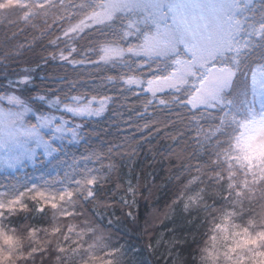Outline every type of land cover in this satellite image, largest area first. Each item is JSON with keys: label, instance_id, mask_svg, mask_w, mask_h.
<instances>
[{"label": "trees", "instance_id": "16d2710c", "mask_svg": "<svg viewBox=\"0 0 264 264\" xmlns=\"http://www.w3.org/2000/svg\"><path fill=\"white\" fill-rule=\"evenodd\" d=\"M105 3L0 0V105L20 96L25 125L60 114L72 131L43 133L48 156L0 170V230L16 241L5 264H206L226 211L254 240L252 252L264 248V156L238 165L228 154L236 114L246 118L255 106L264 31L238 52L221 99L192 107L186 84L149 92L128 83L170 76L173 57L130 51L152 26L137 10L88 21ZM238 18L244 32L264 25V0ZM117 48L124 52L110 53ZM74 98L105 107L88 117L59 111Z\"/></svg>", "mask_w": 264, "mask_h": 264}, {"label": "rangeland", "instance_id": "374dc122", "mask_svg": "<svg viewBox=\"0 0 264 264\" xmlns=\"http://www.w3.org/2000/svg\"><path fill=\"white\" fill-rule=\"evenodd\" d=\"M253 0H106L104 8L94 13L88 21L100 23L110 19L116 11L137 10L142 19L152 23L150 33L130 51L146 56L173 57L174 69L170 76L142 81L129 79L128 83L158 92L187 85L188 101L192 107L210 105L221 99L222 91L229 87L234 68L239 63L238 52L264 31V25L248 26L244 32L238 14ZM141 19V20H142ZM244 35V36H243ZM124 52L111 50L114 55ZM180 53V55L178 54ZM221 58L220 66H214ZM255 106L246 118L236 114L240 121L233 137L229 156L238 165H251L264 156V68L254 71ZM7 108L0 105V170H13L25 161L32 162L37 152L50 154V134L58 139L72 131L66 127L68 120L60 114L38 118L37 125H25L28 107L20 96L6 100ZM104 100L86 103L74 98L72 105H63L59 111L72 116L88 117L101 113ZM234 118L229 111L226 112ZM242 119V120H241ZM196 198H187L184 209L193 207ZM230 211H226L216 225L210 241L206 264H264V248L252 252V242L246 234L234 228ZM264 239V235L262 237ZM260 242V240H259ZM257 243V242H255Z\"/></svg>", "mask_w": 264, "mask_h": 264}, {"label": "snow or ice", "instance_id": "6c2138e0", "mask_svg": "<svg viewBox=\"0 0 264 264\" xmlns=\"http://www.w3.org/2000/svg\"><path fill=\"white\" fill-rule=\"evenodd\" d=\"M15 238L7 235L0 230V264H5V261H10L12 259V248L15 246ZM5 246L8 247V251H5Z\"/></svg>", "mask_w": 264, "mask_h": 264}]
</instances>
